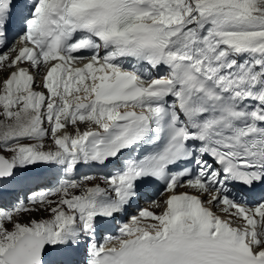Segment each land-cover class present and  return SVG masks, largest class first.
Listing matches in <instances>:
<instances>
[{
	"label": "snow or ice",
	"instance_id": "1",
	"mask_svg": "<svg viewBox=\"0 0 264 264\" xmlns=\"http://www.w3.org/2000/svg\"><path fill=\"white\" fill-rule=\"evenodd\" d=\"M9 68L0 264H264V0H0Z\"/></svg>",
	"mask_w": 264,
	"mask_h": 264
},
{
	"label": "rangeland",
	"instance_id": "2",
	"mask_svg": "<svg viewBox=\"0 0 264 264\" xmlns=\"http://www.w3.org/2000/svg\"><path fill=\"white\" fill-rule=\"evenodd\" d=\"M0 119H3L2 117H0ZM48 213L46 212H37V211H32L30 213H25L23 215H19V219L22 223H28L31 220H40V219H44L47 218ZM7 227L11 228L10 224H6Z\"/></svg>",
	"mask_w": 264,
	"mask_h": 264
},
{
	"label": "bare ground",
	"instance_id": "3",
	"mask_svg": "<svg viewBox=\"0 0 264 264\" xmlns=\"http://www.w3.org/2000/svg\"><path fill=\"white\" fill-rule=\"evenodd\" d=\"M34 212V211H33ZM25 213H30V212H25ZM25 213H23V214H25ZM23 214H21V215H23Z\"/></svg>",
	"mask_w": 264,
	"mask_h": 264
}]
</instances>
